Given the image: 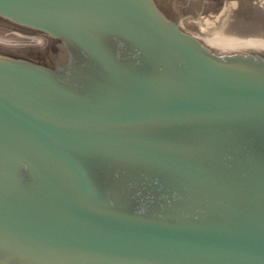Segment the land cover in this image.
I'll use <instances>...</instances> for the list:
<instances>
[{"label": "water", "instance_id": "1", "mask_svg": "<svg viewBox=\"0 0 264 264\" xmlns=\"http://www.w3.org/2000/svg\"><path fill=\"white\" fill-rule=\"evenodd\" d=\"M0 15L65 47L53 67L0 54V264H264L263 55L216 52L154 0Z\"/></svg>", "mask_w": 264, "mask_h": 264}, {"label": "flooded vegetation", "instance_id": "2", "mask_svg": "<svg viewBox=\"0 0 264 264\" xmlns=\"http://www.w3.org/2000/svg\"><path fill=\"white\" fill-rule=\"evenodd\" d=\"M193 2L198 3L199 6H196V8L192 7ZM233 3H237V18L244 15L245 11H251V6H247L244 0H167L169 11L175 13L177 18L180 19L182 23L185 20H191L193 22H200L202 20L205 21L204 18H206V21L213 20L216 16L221 15L226 6ZM244 22L245 21L241 19V23ZM224 26L227 27L228 24ZM0 31L31 35L39 37L42 41L40 46V49L42 50H37L36 52L30 54V56L23 53V51L15 53L14 51L0 47V54L5 56L27 58L34 63L53 67L57 63V59L61 57L60 54L65 50V47L61 42L49 38L48 34L45 32L13 21L1 15Z\"/></svg>", "mask_w": 264, "mask_h": 264}, {"label": "bare ground", "instance_id": "3", "mask_svg": "<svg viewBox=\"0 0 264 264\" xmlns=\"http://www.w3.org/2000/svg\"><path fill=\"white\" fill-rule=\"evenodd\" d=\"M244 1L251 9L254 8L259 14H264V0ZM237 11V3H233L226 6L221 15L212 22L185 20L183 23L187 29L195 32L197 36L200 35L210 48L220 54L254 53L264 56V21L259 20L256 27L255 23L254 26L247 22L241 23V19L237 18ZM227 24V27L224 26Z\"/></svg>", "mask_w": 264, "mask_h": 264}, {"label": "rangeland", "instance_id": "4", "mask_svg": "<svg viewBox=\"0 0 264 264\" xmlns=\"http://www.w3.org/2000/svg\"><path fill=\"white\" fill-rule=\"evenodd\" d=\"M154 1H155L156 5H157L162 11H164V13H165L170 19H172V20L177 21L178 23H180L182 29H183L185 32H187V33H189V34H191V35H194L195 37L201 39V40L204 42V40H203L202 38H200V35L197 36V34H195V32H193V31L187 29V28L185 27V23L182 24L181 20L177 18L176 14L173 13V12H170V11H169V9H168V6H169V5L167 4V0H154ZM196 6H199V4L196 3V2H193L192 7L196 8ZM262 16H263V14H259V12H257L256 9L252 8L251 11H249V10H248V11H245L244 15H241L240 18H241L243 21L247 22L249 25H253V26H254V23H255V27H256L257 24H258V22H259V20L264 21V19H262ZM218 17H219V16H216L215 19H217ZM204 19L206 20V18H204ZM215 19H213V20H207V21L212 22V21H214ZM188 30H189V31H188ZM190 31H191V32H190ZM204 43H205V42H204ZM205 44H206V43H205Z\"/></svg>", "mask_w": 264, "mask_h": 264}]
</instances>
